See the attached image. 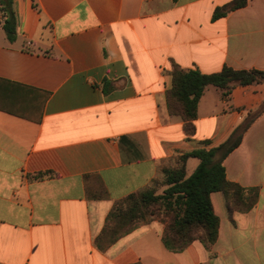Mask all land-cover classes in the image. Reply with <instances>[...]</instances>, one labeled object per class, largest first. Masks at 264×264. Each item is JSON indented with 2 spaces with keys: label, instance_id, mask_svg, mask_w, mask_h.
<instances>
[{
  "label": "crops",
  "instance_id": "crops-1",
  "mask_svg": "<svg viewBox=\"0 0 264 264\" xmlns=\"http://www.w3.org/2000/svg\"><path fill=\"white\" fill-rule=\"evenodd\" d=\"M229 1L14 0V42L0 12V264H264V111L225 160L258 201L229 212L212 193L211 249L169 250L158 219L106 249L96 242L117 200L264 106V82L229 96L209 86L192 135L168 109L175 66L264 70V0L213 19ZM199 163L188 158V176Z\"/></svg>",
  "mask_w": 264,
  "mask_h": 264
},
{
  "label": "trees",
  "instance_id": "trees-1",
  "mask_svg": "<svg viewBox=\"0 0 264 264\" xmlns=\"http://www.w3.org/2000/svg\"><path fill=\"white\" fill-rule=\"evenodd\" d=\"M248 2L230 0L216 7L213 19L225 17L245 7ZM0 12L4 17L3 29L8 39L14 42L17 39L14 0H0ZM263 82L264 70L256 68L225 66L219 72L208 74L175 66L167 90L168 109L172 115L184 121L186 132L192 135L196 129L194 121L198 117L199 101L209 86H215L229 96L236 85ZM263 111L264 106L250 113L221 144L183 153L176 167L163 170L161 179H154L145 188L117 200L96 239L97 245L106 249L141 224L158 219L165 223L162 239L169 250L182 251L196 240L211 249L220 229V217L215 212L212 193L223 192L229 212H247L258 201V188H245L227 178L225 160L240 146L245 134ZM190 157L198 158L200 163L188 176L186 162ZM43 176L39 173L35 178ZM162 185L167 187L161 193L159 188Z\"/></svg>",
  "mask_w": 264,
  "mask_h": 264
},
{
  "label": "rangeland",
  "instance_id": "rangeland-1",
  "mask_svg": "<svg viewBox=\"0 0 264 264\" xmlns=\"http://www.w3.org/2000/svg\"><path fill=\"white\" fill-rule=\"evenodd\" d=\"M1 28H2V27H0V34H1V32H3V31L1 30ZM0 40H1V35H0ZM190 175H191V174H190ZM160 189H162V187L159 188V192H161Z\"/></svg>",
  "mask_w": 264,
  "mask_h": 264
}]
</instances>
